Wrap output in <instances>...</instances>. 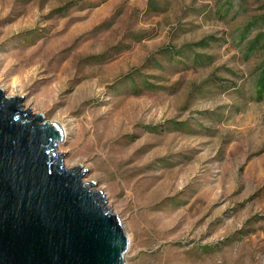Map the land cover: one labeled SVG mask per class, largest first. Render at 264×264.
<instances>
[{
  "label": "rangeland",
  "instance_id": "374dc122",
  "mask_svg": "<svg viewBox=\"0 0 264 264\" xmlns=\"http://www.w3.org/2000/svg\"><path fill=\"white\" fill-rule=\"evenodd\" d=\"M0 88L63 127L127 264H264V0H0Z\"/></svg>",
  "mask_w": 264,
  "mask_h": 264
},
{
  "label": "water",
  "instance_id": "95a60500",
  "mask_svg": "<svg viewBox=\"0 0 264 264\" xmlns=\"http://www.w3.org/2000/svg\"><path fill=\"white\" fill-rule=\"evenodd\" d=\"M22 101L0 88V264H127L120 218L57 152L63 127Z\"/></svg>",
  "mask_w": 264,
  "mask_h": 264
},
{
  "label": "bare ground",
  "instance_id": "6f19581e",
  "mask_svg": "<svg viewBox=\"0 0 264 264\" xmlns=\"http://www.w3.org/2000/svg\"><path fill=\"white\" fill-rule=\"evenodd\" d=\"M65 132V131H64ZM58 146V145H57Z\"/></svg>",
  "mask_w": 264,
  "mask_h": 264
}]
</instances>
